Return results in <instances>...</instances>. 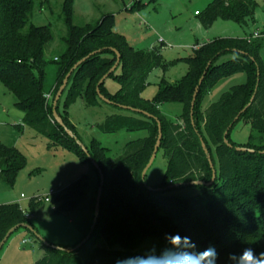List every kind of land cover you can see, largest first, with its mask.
I'll return each mask as SVG.
<instances>
[{
  "label": "trees",
  "instance_id": "trees-1",
  "mask_svg": "<svg viewBox=\"0 0 264 264\" xmlns=\"http://www.w3.org/2000/svg\"><path fill=\"white\" fill-rule=\"evenodd\" d=\"M135 1L131 8L138 7L139 0ZM32 5L33 0H0V83L15 96V105L24 112L22 125L14 127L20 130L27 126L47 138L50 146L71 151L81 161H90L76 140L53 119L52 100L72 65L101 49L71 73L57 102V114L73 132L66 110L80 96L87 106H96L102 101L95 87L116 60L111 50L114 48L120 55L118 66L122 68L116 77L119 89L110 95L104 88L112 72L99 86L100 93L113 106L139 109L159 120L162 137L158 151H162L167 163L161 184L149 189L141 173L157 137L155 119L124 108L121 113L107 115L97 124L101 132L145 130L147 135L127 142L114 158L107 156L94 141L91 149L85 147L103 175L95 227L86 242L70 251L62 249L70 247L41 242L45 254L35 264H117L118 261L121 264H167V259L161 257H167L172 247L166 237L174 234L190 237L197 250L214 246L220 254L218 264H229L228 253H239L245 247H252L257 254L264 252V60L259 56L264 32L257 33L261 35L258 37H252L253 34L242 38H216L200 45L193 49L191 57L180 59L188 69L177 83L163 81L152 100H144L141 91L148 73L159 66L164 71L167 69L161 59L162 45L134 50L122 35L113 31L112 15L104 16L93 25H75L72 0H62L61 15L66 27L62 37L64 47L52 60L56 77L46 90L44 75L48 60L44 49L52 40V32L48 26L28 24ZM256 8L255 0H213L196 15L204 28H209L217 19L247 25L249 21L254 22ZM225 53L232 54V58L215 65L217 58ZM208 62L210 65L198 88L191 115L192 94ZM236 73H244L245 82L231 86L203 109L202 98L211 86ZM46 95H50V101ZM252 95L249 106L234 121ZM62 98L61 113L58 104ZM167 101L182 104L180 122L167 120L159 113L158 105ZM240 120L255 132L257 144L251 143L254 134L249 135L246 144L231 141L230 132ZM226 130L229 145L223 139ZM200 140L216 172L210 185L206 183L211 179V169ZM235 147L253 151H237ZM22 165L19 151L0 141V180L12 183ZM195 180L204 183L193 185L199 188L198 194L188 198L169 194L170 190ZM176 183L182 184L176 186ZM84 185V178H80L55 196L61 209L75 208L84 193ZM37 198L29 200L32 212L42 201ZM24 212L17 202L0 204V241L11 227L29 224L28 213ZM155 242L158 243L156 249ZM147 246H151L152 253L147 251Z\"/></svg>",
  "mask_w": 264,
  "mask_h": 264
},
{
  "label": "rangeland",
  "instance_id": "rangeland-1",
  "mask_svg": "<svg viewBox=\"0 0 264 264\" xmlns=\"http://www.w3.org/2000/svg\"><path fill=\"white\" fill-rule=\"evenodd\" d=\"M213 0H139L138 7L131 8L135 0H72V23L75 25H93L106 15H112L113 31L122 35L134 50L160 47L162 63L167 69L159 66L153 68L146 76V84L141 91L144 100H152L164 84L177 83L187 72V64L181 58L193 55V45H200L216 38H242L264 32V0L257 3L254 22L240 25L231 20L217 19L209 28H204L198 16ZM62 0H33L28 24L48 26L52 40L44 49L48 60L45 67L44 87L50 89L55 82L56 66L54 57L63 50L62 37L66 27L61 15ZM264 60V45L259 50ZM232 58L225 53L215 61V65ZM119 65L114 74L104 82V88L110 95L119 89L117 75L121 73ZM245 82L244 73H236L214 83L201 102L205 109L210 103L230 89L231 86ZM50 101V99H49ZM15 96L0 83V141L16 148L23 165L16 172L12 183L0 180V204L17 202L21 209L28 213V222L33 230L47 243L62 247H71L80 242L89 232L94 204L98 189V174L90 161H81L76 154L61 147L50 146L49 141L35 130L22 125L24 112L15 105ZM63 112V98L58 104ZM68 120L80 143L91 149L94 141L105 150L110 158L122 152L129 141L143 138L145 130H119L114 133H103L97 128L107 115L121 113L123 110L111 104L100 102L96 106H87L80 96L67 108ZM159 113L170 121H179L182 114L180 102H162L158 105ZM180 122V121H179ZM250 125L238 121L230 132V139L236 144L249 142V135L254 134ZM252 144H257L253 135ZM166 158L162 151L149 167L145 183L149 187L161 184L166 171ZM84 178V193L72 210L61 209L55 196L70 183ZM50 191L53 194H49ZM200 192L193 185H185L169 191L172 196L192 197ZM49 197L42 200L32 212L29 200L33 197ZM26 240V243H22ZM155 249L158 243H154ZM147 251L152 253L151 246ZM45 254L41 241L24 228H18L7 239L0 250V264H35Z\"/></svg>",
  "mask_w": 264,
  "mask_h": 264
},
{
  "label": "water",
  "instance_id": "water-1",
  "mask_svg": "<svg viewBox=\"0 0 264 264\" xmlns=\"http://www.w3.org/2000/svg\"><path fill=\"white\" fill-rule=\"evenodd\" d=\"M111 50L115 53L116 55V60L115 62L113 63V65L109 68V70L98 80L97 84H96V87H95V90H96V93L98 95V97L105 103H112L109 99H107L105 96H103L101 93H100V90H99V86L104 82V80L108 77L109 74H111L112 72H114V70L117 68L118 64H119V60H120V55L118 53V51L114 48H111ZM101 49H98L96 51H93L91 53H89L88 55H86L85 57L81 58L80 60H78L75 64L72 65V67L69 69V71L66 73V75L64 76L63 80H62V83L60 84V86L58 87L55 95H54V98L52 100V117L53 119L58 123V125H60L63 130L65 131V133L74 138L76 140V142L78 143V145L81 147V149L84 151V153L87 155V157L89 158L90 162L92 163V165L94 166V168L98 171L99 173V186H98V189H97V195H96V199H95V204H94V211H93V219H92V223H91V226H90V229H89V232L88 234L77 244L75 245L74 247H70V248H62L66 251H70V250H73L75 248H78L82 243L86 242V240L89 238L92 230L94 229L95 227V224H96V221H97V217H98V214H99V207H100V197H101V191H102V185H103V175H102V172L100 170V168L98 167L97 163L89 156L88 154V151L87 149L85 148V146H83L80 141L77 139V137L73 134V132L71 130H69L63 123V121L61 120L60 116L57 114V111H56V106H57V102L60 98V96L62 95V92L63 90L65 89L66 85H67V82H68V79L71 75V73L82 63L84 62L87 58H89L91 55L95 54L96 52H100ZM210 65V62L207 63V65L205 66V69L202 73V75L200 76L199 80H198V83L197 85L195 86L194 88V92L192 94V99H191V107H190V114L192 115V112H193V106H194V102H195V98H196V94H197V91H198V88L202 82V79L204 77V74L206 73V70L208 69ZM253 96H251L248 104L235 116L234 118V121H236L239 117V115L241 114V112H243L250 104V102L252 101L253 99ZM119 107L121 108H124V109H128L130 111H134V112H137V113H141V114H144L148 117H151V118H154L156 123H157V137H156V140H155V143L153 145V149H152V152H151V155L148 159V162L146 163L145 167L143 168L142 170V173H141V178L144 180L145 179V176H146V173L149 169V167L152 165L155 157H156V154H157V151H158V148H159V145H160V140H161V137H162V132H161V124L159 122V120L154 117L153 115L147 113V112H144L142 110H139V109H135V108H131V107H127V106H122V105H118ZM227 130L224 132L223 134V139H224V142L228 144L227 142V139H226V135H227ZM201 141V147L206 155V158L208 160V163H209V166H210V169H211V179L208 183H206V185H210L214 179H215V176H216V172H215V169L213 167V164L211 162V158H210V155L207 151V148L204 144V142L202 140ZM229 145V144H228ZM235 149L237 151H249V152H252L253 150L252 149H247L245 147H235ZM264 152V151H263ZM146 184V183H145ZM182 183H176L175 185L176 186H179L181 185ZM184 184H189V185H201V184H204L202 181L200 180H195V181H191V182H187V183H184ZM149 189H152V187H149ZM155 190H158V189H155ZM18 228H24V229H27L28 231H30L31 233H33L44 245H49V243H47L41 236H39L34 230H33V227L28 224V223H21V224H18V225H15L13 227H11L5 234V236L2 238V240L0 241V250L2 248V246L5 244V242L7 241V239L10 237V235L15 231L17 230ZM55 248H59L57 246H53Z\"/></svg>",
  "mask_w": 264,
  "mask_h": 264
},
{
  "label": "clouds",
  "instance_id": "clouds-1",
  "mask_svg": "<svg viewBox=\"0 0 264 264\" xmlns=\"http://www.w3.org/2000/svg\"><path fill=\"white\" fill-rule=\"evenodd\" d=\"M166 239L172 247L168 249L167 257L161 259H167V264H218L220 254L214 246L197 250L190 237L179 234L169 235ZM227 259L229 264H264V252L257 254L252 247H245L239 253H228Z\"/></svg>",
  "mask_w": 264,
  "mask_h": 264
},
{
  "label": "built area",
  "instance_id": "built-area-1",
  "mask_svg": "<svg viewBox=\"0 0 264 264\" xmlns=\"http://www.w3.org/2000/svg\"><path fill=\"white\" fill-rule=\"evenodd\" d=\"M258 36H261V35L255 33L252 37H258ZM195 48H197V46H196V45H193V49H195ZM46 98L49 100V99H50V95H46ZM49 194H53V192L50 191ZM37 200L48 201V200H49V197H48V196H45L44 198L39 197V198H37ZM24 213L26 214V212H24ZM26 215H27V214H26ZM22 243H26V240H22Z\"/></svg>",
  "mask_w": 264,
  "mask_h": 264
},
{
  "label": "crops",
  "instance_id": "crops-1",
  "mask_svg": "<svg viewBox=\"0 0 264 264\" xmlns=\"http://www.w3.org/2000/svg\"><path fill=\"white\" fill-rule=\"evenodd\" d=\"M255 13H256V11H255ZM195 14H197V11H195ZM255 19V18H254ZM14 127V126H13ZM23 128V127H22Z\"/></svg>",
  "mask_w": 264,
  "mask_h": 264
}]
</instances>
